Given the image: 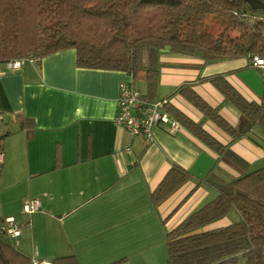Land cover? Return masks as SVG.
Returning <instances> with one entry per match:
<instances>
[{
    "label": "crops",
    "instance_id": "obj_1",
    "mask_svg": "<svg viewBox=\"0 0 264 264\" xmlns=\"http://www.w3.org/2000/svg\"><path fill=\"white\" fill-rule=\"evenodd\" d=\"M248 68L261 74L252 76L244 71ZM158 70L157 87L149 91L144 70L134 76L81 68L74 48L15 71L0 63V141L5 151L0 218L15 217L23 225L18 244L23 253L48 261L75 255L80 264H108L119 253L150 250L156 247V232H167L217 195L208 179L226 183L244 172L185 127L170 133L158 126L153 142L132 138L114 120L124 81H132L149 100L169 99L203 123L249 163L246 171L264 166V132L250 128L207 80L225 74L246 98L261 103L262 68L253 67L248 58L206 62L201 52L162 49ZM186 84L218 107L242 136L233 138L180 96L178 90ZM19 115L34 121L33 131L21 128ZM173 166L186 169L191 178L155 206L151 192ZM29 199L42 201V209L30 216L23 212ZM228 216L217 222L226 226L239 219L238 213L233 220ZM217 222L212 228L222 227Z\"/></svg>",
    "mask_w": 264,
    "mask_h": 264
},
{
    "label": "trees",
    "instance_id": "obj_2",
    "mask_svg": "<svg viewBox=\"0 0 264 264\" xmlns=\"http://www.w3.org/2000/svg\"><path fill=\"white\" fill-rule=\"evenodd\" d=\"M208 15L221 17L227 23L225 30L207 31ZM67 48L76 50L81 68L121 70L134 76L144 70L148 90L154 91L162 49L201 52L206 62L251 60L254 55L264 59V9L251 7L247 0H0V63L26 57L40 61ZM262 73L264 77V67ZM207 80L240 111L250 128L264 132V100H249L225 74ZM178 94L233 138L242 136L191 85L180 87ZM169 110L183 127L244 172L226 183L206 181L217 195L166 232L168 263L264 264V166L246 171L249 163L203 123L172 102ZM19 120L22 129L33 131L32 119L19 115ZM190 178L189 171L173 166L151 192L152 204H161ZM232 210L239 215L237 221L206 228ZM4 221L0 218V226ZM54 262L80 264L75 255ZM127 262L123 257L108 264ZM0 264H31V257L0 234Z\"/></svg>",
    "mask_w": 264,
    "mask_h": 264
},
{
    "label": "built area",
    "instance_id": "obj_3",
    "mask_svg": "<svg viewBox=\"0 0 264 264\" xmlns=\"http://www.w3.org/2000/svg\"><path fill=\"white\" fill-rule=\"evenodd\" d=\"M27 62L37 63L38 60L34 57H26L10 60L5 64L9 70L15 71L21 69ZM250 63L253 67H264V59L258 55H254ZM170 102L169 99H146L132 81H124L120 84L115 123L126 129L132 138L143 137L148 142H153L154 129L158 126H166L170 133L179 132L183 128L181 122L170 112ZM4 160L5 151L0 141V165ZM41 209L40 199L26 200L23 206V212L29 216ZM22 230L23 225L15 217L5 219L0 226V234L14 241L16 245L19 244ZM31 264H55V262L33 257Z\"/></svg>",
    "mask_w": 264,
    "mask_h": 264
},
{
    "label": "rangeland",
    "instance_id": "obj_4",
    "mask_svg": "<svg viewBox=\"0 0 264 264\" xmlns=\"http://www.w3.org/2000/svg\"><path fill=\"white\" fill-rule=\"evenodd\" d=\"M227 27V23L219 16L216 15H208L206 18V26L205 29L209 32L212 33H220L225 30ZM231 35H236V32L234 31H228ZM245 72H248L252 76L260 75L261 72L258 69L255 68H248L244 70ZM247 73V74H248ZM140 85V87L143 88V85L141 82L137 83ZM230 105H233L231 102H229ZM233 107V106H232ZM235 107V106H234ZM236 108V107H235ZM242 128V125L239 129ZM255 130L257 132H261V128L255 127ZM236 211L232 210L229 213L228 218L233 220L232 218L235 217ZM220 221V220H219ZM216 223V222H215ZM220 223L219 226L225 225L226 223L222 222H217ZM212 224L208 225L206 228H212ZM159 233L156 232V247L150 249V250H143L141 252L139 251H127L126 253L124 252L123 255L122 253H119L118 257L115 260H118L122 257H127L128 258V264H169L168 263V254H167V245H166V231L165 230H160L158 231ZM113 260V261H115ZM111 261V262H113ZM110 262V263H111Z\"/></svg>",
    "mask_w": 264,
    "mask_h": 264
},
{
    "label": "water",
    "instance_id": "obj_5",
    "mask_svg": "<svg viewBox=\"0 0 264 264\" xmlns=\"http://www.w3.org/2000/svg\"><path fill=\"white\" fill-rule=\"evenodd\" d=\"M247 2L249 3L251 7L255 9H259V10L264 9V1L262 0H247Z\"/></svg>",
    "mask_w": 264,
    "mask_h": 264
}]
</instances>
